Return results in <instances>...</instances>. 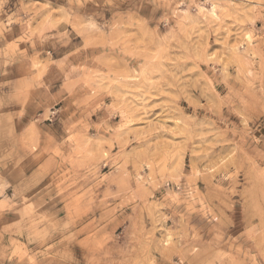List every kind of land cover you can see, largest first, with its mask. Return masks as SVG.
<instances>
[{
	"label": "clouds",
	"instance_id": "clouds-1",
	"mask_svg": "<svg viewBox=\"0 0 264 264\" xmlns=\"http://www.w3.org/2000/svg\"><path fill=\"white\" fill-rule=\"evenodd\" d=\"M0 264H264V0H0Z\"/></svg>",
	"mask_w": 264,
	"mask_h": 264
}]
</instances>
